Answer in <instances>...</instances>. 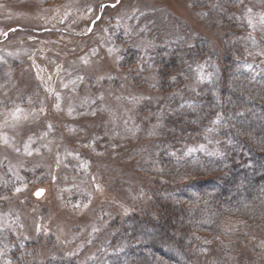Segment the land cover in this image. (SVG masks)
<instances>
[{"label":"rangeland","instance_id":"1","mask_svg":"<svg viewBox=\"0 0 264 264\" xmlns=\"http://www.w3.org/2000/svg\"><path fill=\"white\" fill-rule=\"evenodd\" d=\"M197 40L220 61L185 59V93L225 51L264 63V0H0V264H126L155 150L219 151L199 100L160 88L157 53Z\"/></svg>","mask_w":264,"mask_h":264},{"label":"trees","instance_id":"2","mask_svg":"<svg viewBox=\"0 0 264 264\" xmlns=\"http://www.w3.org/2000/svg\"><path fill=\"white\" fill-rule=\"evenodd\" d=\"M258 45L252 49L264 55ZM181 50L157 53L164 93H185L181 66L190 56L220 61L201 40ZM220 63L215 83L185 93L217 125L219 151L177 162L155 150L148 168L155 190L126 230L137 244L126 264H264V63L248 69L231 50Z\"/></svg>","mask_w":264,"mask_h":264},{"label":"snow or ice","instance_id":"3","mask_svg":"<svg viewBox=\"0 0 264 264\" xmlns=\"http://www.w3.org/2000/svg\"><path fill=\"white\" fill-rule=\"evenodd\" d=\"M43 194V190H40L36 193L37 197L41 196Z\"/></svg>","mask_w":264,"mask_h":264},{"label":"water","instance_id":"4","mask_svg":"<svg viewBox=\"0 0 264 264\" xmlns=\"http://www.w3.org/2000/svg\"><path fill=\"white\" fill-rule=\"evenodd\" d=\"M38 191H40V190H38ZM38 191H37V192H38ZM37 192H36V193H37ZM36 193H35V197H36V198H41V197L44 195V190H43V194H42L41 196H39V197H37Z\"/></svg>","mask_w":264,"mask_h":264}]
</instances>
